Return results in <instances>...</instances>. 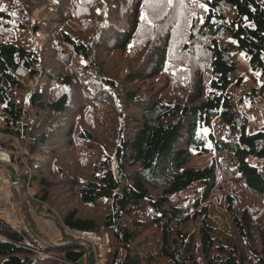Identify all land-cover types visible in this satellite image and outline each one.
<instances>
[{
    "label": "trees",
    "instance_id": "obj_1",
    "mask_svg": "<svg viewBox=\"0 0 264 264\" xmlns=\"http://www.w3.org/2000/svg\"><path fill=\"white\" fill-rule=\"evenodd\" d=\"M0 13V144L24 161L9 178L30 189L23 212L59 229L0 214V264H88L65 227L97 235L101 264H264V125L246 131L264 103V0H0ZM244 61L254 84L238 98Z\"/></svg>",
    "mask_w": 264,
    "mask_h": 264
},
{
    "label": "rangeland",
    "instance_id": "obj_2",
    "mask_svg": "<svg viewBox=\"0 0 264 264\" xmlns=\"http://www.w3.org/2000/svg\"><path fill=\"white\" fill-rule=\"evenodd\" d=\"M245 69H248V70H245ZM241 74L243 75L242 85L239 86L238 89L235 91V96L237 97V95H238V98L242 94V91L244 88L254 84V81L251 79L250 74H249V67H248L247 61H244V67L241 70ZM248 104H249L248 101H238V106L240 108H244ZM1 117L2 116H1V112H0V122H1ZM261 125H264V103H262V102L259 103L257 105V108L254 109L250 113V120L247 123L246 131L247 132L255 131ZM202 130L205 131L206 128L203 127ZM14 143H15V148H16L15 152L19 153L21 150V145L18 142V140H16L15 138H14ZM12 155H14V152L11 148L0 144V176L5 179V181L1 185L0 192L3 191L6 195L5 207L2 205L3 202H0V214L8 222H11L12 224H19L21 222H24V220L26 221L25 218H28L30 220V222H33L35 225H37L42 232H43V230L44 231H50L51 230L50 233H57L58 232L57 226H55L54 221L50 217V214L48 211H41L40 213H37L31 207H28L27 210L29 211V213L23 212V208H22L21 204L23 202L25 203V201H27V195H28V192L30 191V189L28 188V185H26L24 188H21V186L19 184H17V180H16L15 176L13 179L14 181L11 182V180L9 178L8 167H11L13 170H17L18 169V165H17L18 161L21 160V162H24L23 157L18 159L17 155H15V157L12 158ZM210 160H211L210 152H204L202 154L196 153L193 155V160H192L191 164L199 167V166L209 162ZM248 160L250 162L256 161L255 158H253V157H248ZM111 163H112V167H114V165L116 163L114 157L112 158ZM15 188L17 189L16 192H15ZM8 198H10V199H8ZM17 198H18V200H17ZM3 207H4V209H3ZM212 207H213V212L210 215V220L211 221L216 220L218 227H220V222L223 220L222 217L224 214H223V209L219 204V198L218 197L214 198L213 203H212ZM5 212L8 215H6ZM41 221H44L49 228L48 227L46 228L45 225L44 226L41 225L40 224ZM50 227H52V228H50ZM49 236H48V238H49ZM77 239H81V238L78 237ZM96 239H97V235H95V239L89 240V238H87V239L83 240L86 242V245L88 244L91 247L90 251H92V255L94 256V258H95V255L99 254L95 250L94 242L98 241ZM103 244L105 245V243H103ZM88 245L86 247H88ZM105 247H106V245H105ZM86 252H88L87 248H86Z\"/></svg>",
    "mask_w": 264,
    "mask_h": 264
},
{
    "label": "built area",
    "instance_id": "obj_3",
    "mask_svg": "<svg viewBox=\"0 0 264 264\" xmlns=\"http://www.w3.org/2000/svg\"><path fill=\"white\" fill-rule=\"evenodd\" d=\"M2 135V133H0V136ZM5 181V179L3 177L0 176V189H1V185L2 183ZM14 180H11V182ZM66 231L68 230L70 233L74 234L77 237H80L81 239H79L80 241H83L87 238H89V240L95 239V234L92 231L89 230H70L68 227H65ZM85 242V241H83ZM101 259V253H99L98 255H95V262L94 264H101L100 260Z\"/></svg>",
    "mask_w": 264,
    "mask_h": 264
},
{
    "label": "crops",
    "instance_id": "obj_4",
    "mask_svg": "<svg viewBox=\"0 0 264 264\" xmlns=\"http://www.w3.org/2000/svg\"><path fill=\"white\" fill-rule=\"evenodd\" d=\"M5 199H6V195H5V193L2 191V192H0V202H3L2 203V205L5 207ZM8 199H10V198H8ZM4 207H3V209H4ZM5 214L6 215H8L6 212H5ZM40 224L41 225H45L46 226V228L48 227L47 225H46V223L44 222V221H41L40 222ZM56 226V225H55ZM49 228V227H48ZM50 228H52V227H50ZM57 230H58V232L57 233H50L51 232V230L50 231H44L50 238H55V237H57L58 235H59V229L57 228Z\"/></svg>",
    "mask_w": 264,
    "mask_h": 264
},
{
    "label": "water",
    "instance_id": "obj_5",
    "mask_svg": "<svg viewBox=\"0 0 264 264\" xmlns=\"http://www.w3.org/2000/svg\"><path fill=\"white\" fill-rule=\"evenodd\" d=\"M12 178H14V176H11ZM92 251H90V248H88V258H89V261H88V264H92Z\"/></svg>",
    "mask_w": 264,
    "mask_h": 264
}]
</instances>
